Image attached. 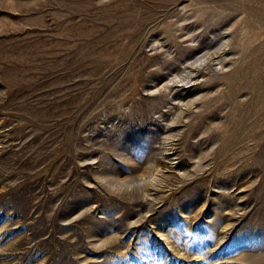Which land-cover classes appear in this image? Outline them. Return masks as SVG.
<instances>
[{
	"label": "rangeland",
	"instance_id": "1",
	"mask_svg": "<svg viewBox=\"0 0 264 264\" xmlns=\"http://www.w3.org/2000/svg\"><path fill=\"white\" fill-rule=\"evenodd\" d=\"M0 264H264V0H0Z\"/></svg>",
	"mask_w": 264,
	"mask_h": 264
},
{
	"label": "bare ground",
	"instance_id": "2",
	"mask_svg": "<svg viewBox=\"0 0 264 264\" xmlns=\"http://www.w3.org/2000/svg\"><path fill=\"white\" fill-rule=\"evenodd\" d=\"M205 57H206V56H205ZM203 59H204V56L195 59L193 62H191V63L189 64V67L195 66L197 62H199V61L201 62ZM176 78L178 79V77H176ZM184 79H185V78H183V80H184ZM181 81H182V80H181V78H180V76H179V80H178V82H181Z\"/></svg>",
	"mask_w": 264,
	"mask_h": 264
}]
</instances>
